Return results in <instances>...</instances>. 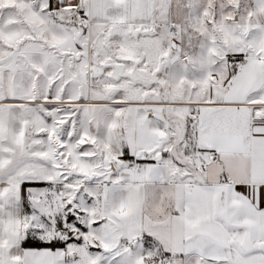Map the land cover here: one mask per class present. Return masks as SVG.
<instances>
[{
    "label": "snow or ice",
    "instance_id": "obj_1",
    "mask_svg": "<svg viewBox=\"0 0 264 264\" xmlns=\"http://www.w3.org/2000/svg\"><path fill=\"white\" fill-rule=\"evenodd\" d=\"M0 264H264V0H0Z\"/></svg>",
    "mask_w": 264,
    "mask_h": 264
}]
</instances>
